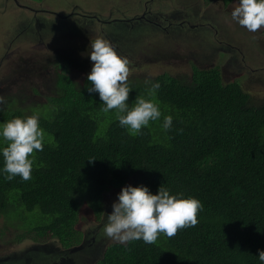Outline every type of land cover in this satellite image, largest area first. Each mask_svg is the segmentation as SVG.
I'll use <instances>...</instances> for the list:
<instances>
[{
    "label": "trees",
    "instance_id": "16d2710c",
    "mask_svg": "<svg viewBox=\"0 0 264 264\" xmlns=\"http://www.w3.org/2000/svg\"><path fill=\"white\" fill-rule=\"evenodd\" d=\"M207 2L228 6L239 0ZM260 31L264 35V26ZM51 66L57 67L50 97V80L46 75L41 79L47 106L28 113L18 105L20 94L6 95L11 102L0 111L2 123L38 113L46 131L31 180L0 176V216L12 221L18 214L24 225L19 226L35 233V241L56 237L63 247H71L81 237L76 224L83 207L99 219L105 193L145 185L155 194L163 185L172 194L203 203L199 223L173 237L161 234L154 244L142 239L114 243L99 264H260L264 101L255 104L238 82L225 84L219 65L194 67L185 78L165 73L150 78L161 85L154 99L162 116L133 136L120 127L115 110L102 111L99 94L87 91V76L74 82L65 62L54 59ZM20 81L14 83L17 89ZM128 82L133 88L130 106L138 95L148 98L145 81L132 77ZM28 93L38 89L31 84ZM169 114L173 128L165 132L161 125ZM3 162L0 155V167ZM26 240L34 239L22 235L19 243Z\"/></svg>",
    "mask_w": 264,
    "mask_h": 264
},
{
    "label": "rangeland",
    "instance_id": "374dc122",
    "mask_svg": "<svg viewBox=\"0 0 264 264\" xmlns=\"http://www.w3.org/2000/svg\"><path fill=\"white\" fill-rule=\"evenodd\" d=\"M201 2H204L203 8L200 6ZM28 4L35 6L31 1ZM37 4L38 8L45 6L52 11L66 7L70 12V8H76L83 12H89L87 13L89 18L97 14V17L103 20L112 19L113 26L120 23L119 20L122 18L130 20L140 15L145 6L149 5L150 11L154 13L168 14L176 28L172 29L174 32L170 30L169 34L165 36L163 31L167 30V27L160 33L155 22L148 21L139 25V19L126 21L129 30H134L133 35L136 36L134 40L120 45L128 48L126 54L132 61L129 78L133 77L139 82L165 73L172 76H184L185 78L192 76L194 67L208 69L211 65H219L223 69L225 83L232 80L233 77L237 78L235 81L244 86L247 93L253 97L255 104L264 101V35L261 34L260 29L256 32L248 31L233 19L231 13L239 6L238 2H234L228 7L224 6L223 3L205 2V0H42ZM72 20V18L68 19L70 21L68 22L69 26L63 35L56 39L55 35L49 37L37 34V27L31 17L25 18L22 22L30 24L31 31L18 37L14 47L13 63L1 75V77L12 76L15 80L20 79L21 81L18 89L11 84V81L0 82V90L7 96L20 94L23 100L18 105L28 113L40 110L47 106L45 103H48V100L46 101L48 91L45 89L44 93V84L40 80L41 78L35 77V73L41 71V66L48 68L45 70L47 74L45 80L50 81L47 82L46 87H52L48 97L52 95V80L56 76L53 69L57 67L51 66L53 59L50 57L49 50L53 44L63 42V57L58 58L69 59L66 62V67L69 72L68 75L73 78L74 82L82 83L83 74L88 75L91 72L93 62L88 57L83 56L86 39L90 33L87 26H83L85 24L80 22L82 18L73 22ZM44 22L53 27L59 20L56 16L47 15ZM142 25L147 31L142 35L139 42L138 30L141 31L139 28ZM0 31H2L1 23ZM64 38L66 40H58ZM4 43L5 36L1 32V46ZM118 45L115 42V46ZM159 54H168L171 58L153 59ZM48 59L49 62L45 65V61ZM26 61L30 72L23 75L24 70L21 68ZM244 64L246 67H243ZM30 84L37 87L38 93L26 94V89ZM0 123H2V114H0ZM121 190L116 189L106 195L105 207L100 220L86 207L80 211L79 226L83 228L95 226V230L89 233L86 232V229L78 230L81 237H76V244L82 243L83 240L88 241V243L92 242L95 252L78 257L77 253L72 251L75 245L63 247L59 239L52 237L38 242H50L54 253L59 254L56 260L46 264H84L85 262L87 264H99L101 260L98 254L105 247L118 242L106 237L102 229L107 222V214L113 211L112 205L118 200V193ZM17 216L18 214L12 215V221L0 216V256L11 255L12 251L20 248V246L23 248L29 246V242H31L29 240L19 243L22 235L23 239L28 237L29 239L33 238L32 241L36 240L34 238L35 233H28L19 226L24 225ZM83 233L87 234L82 235ZM66 250L69 251L64 253Z\"/></svg>",
    "mask_w": 264,
    "mask_h": 264
},
{
    "label": "clouds",
    "instance_id": "9594fccd",
    "mask_svg": "<svg viewBox=\"0 0 264 264\" xmlns=\"http://www.w3.org/2000/svg\"><path fill=\"white\" fill-rule=\"evenodd\" d=\"M41 10L45 13L49 11L45 6L41 7ZM231 15L240 26L250 32H256L264 26V0H239V6ZM65 30L66 28L60 34L51 31L49 37L55 35L56 39L62 36ZM9 38L11 37L5 38L3 46L0 44V54H6L0 77L14 60L16 42L12 44L7 41ZM90 45L92 50L88 55L93 65L88 75L83 74V78L87 76L91 82L87 91L90 94H99L103 112L115 110L120 127L126 129L130 135L141 134L142 129L149 127L151 121H157L162 116L161 109L154 99L161 87L160 83L151 79L145 80L148 98L138 95L130 106L128 101L133 88L128 82L129 58L121 56L113 44L102 36L91 39ZM243 67H246L245 64ZM235 80L237 78L233 77L227 83L237 82ZM242 87L244 88L243 85ZM6 103L5 97L0 95V111H4ZM173 119L171 114L164 117L161 127L165 132L173 128ZM179 131L183 132V129ZM45 138L46 131L40 125L38 113L0 123V155L4 161L0 167V176L8 181L17 176L23 181L31 180L36 151L44 150ZM106 194L103 196L104 207ZM112 207L113 211L107 214V222L102 229L106 237L122 244L141 239L146 244H154L161 234L173 237L180 229L196 226L199 223L198 213L203 210L204 205L196 197H184L183 193L172 194L171 190L163 185L155 194L145 185H127L118 193V200ZM76 229L83 230L79 222ZM81 244H75V247ZM112 244L107 246V249ZM258 259L260 264H264V249L260 250Z\"/></svg>",
    "mask_w": 264,
    "mask_h": 264
},
{
    "label": "flooded vegetation",
    "instance_id": "af4514ba",
    "mask_svg": "<svg viewBox=\"0 0 264 264\" xmlns=\"http://www.w3.org/2000/svg\"><path fill=\"white\" fill-rule=\"evenodd\" d=\"M31 1L35 4V6L28 4V2ZM42 0H0V23L2 25V32L5 36L7 37H19L26 35L29 31H31V26L30 24L27 23H22L23 20L27 17H31L33 23L37 27V34L40 36H49L51 34V31H55L57 34H60L63 29L67 28L68 25V19L72 18V22L75 21L78 18H82L80 22H82L83 26H87L88 32L90 33L89 37L86 39L87 40V47L83 49V56H86L90 59V54L91 52V39L94 40L98 36H102L105 39L109 40L117 52L121 56H126L129 58L130 63H132L130 57L126 54L128 48H124L120 45H124L125 42L134 40L136 36L133 35L134 30H129L128 25L126 21H131V20H137L139 19V25L142 23L146 22H155L160 30V33L163 31L164 35L167 36L169 34V31L172 29H175L176 27L170 20V17L166 13H154L150 11V6L147 5L144 8V11L142 13L130 20H124L123 18L120 19V23H117L115 26H113V20H103L100 17H97V14L93 15L92 17H88L87 13L89 12H82L77 10L76 8H70V12H68L67 8L64 7L62 9H58L55 11H52L49 9V14L43 12L41 8H38V4ZM143 1V0H142ZM207 2V0H205ZM143 3V2H142ZM141 3V4H142ZM220 3V2H218ZM224 5V4H223ZM231 5V4H230ZM200 6L203 8L204 7V2L200 3ZM226 6V5H224ZM229 6V5H228ZM227 6V7H228ZM58 11V12H57ZM57 12V13H56ZM154 14V15H152ZM47 15H53L56 16L59 20L56 25L53 27H50L46 24L45 17ZM96 19V21H95ZM167 20V22H165ZM79 22V23H80ZM87 23H89L87 25ZM19 26V29L17 30V27ZM75 27V26H74ZM195 27V26H192ZM99 29V30H96ZM138 30L139 31V42L141 41L142 35L147 31V29L144 28L142 25ZM174 32V30H172ZM115 42L119 44L118 46H115ZM118 49H117V48ZM134 47V46H133ZM132 47V48H133ZM136 47V46H135ZM124 49V50H123ZM50 57L51 59H54L66 63L69 59H59L58 57H63V42H59L56 44V46L51 47L49 50ZM123 53V54H122ZM171 58L169 57L168 54H163V55H158L155 56L153 59L159 60V59H164V58ZM49 62V59L45 61V65ZM52 62V63H53ZM51 63V64H52ZM44 66H41L40 70L35 73V77L37 78H43L46 74L45 70L48 69L47 67L43 68ZM130 67V65H129ZM43 68V69H42ZM25 71V74L30 72V69L28 68L27 61L25 65L21 68ZM67 69V67L65 68ZM40 79V80H41ZM14 77L12 76H7V77H0V82H6V81H11V84L14 85ZM31 85V84H30ZM29 85V86H30ZM34 85V84H32ZM15 86V85H14ZM35 86V85H34ZM16 87V86H15ZM36 87V86H35ZM37 88V87H36ZM17 89V88H16ZM45 93V90H43ZM0 95H3L6 100V95H4V92L0 90ZM11 102L10 100L7 101ZM89 245V247H86ZM24 250L17 253L13 254L12 256H0V264H46L49 261L56 260L59 256V254H55L54 250L52 247L43 249V248H32L31 246L27 248H23ZM107 247L104 248L99 254L98 257L100 260L104 258V255L106 253ZM78 257H82L84 255H87L91 252L94 251V246L91 244H86L84 245V248L81 250L75 251ZM8 259V260H6ZM84 264H87L85 262Z\"/></svg>",
    "mask_w": 264,
    "mask_h": 264
},
{
    "label": "water",
    "instance_id": "95a60500",
    "mask_svg": "<svg viewBox=\"0 0 264 264\" xmlns=\"http://www.w3.org/2000/svg\"><path fill=\"white\" fill-rule=\"evenodd\" d=\"M69 35H70V34H69ZM17 39H18V37H11V38L7 39V41H11L12 44H13V43H15V42L17 41ZM64 40H66V39L64 38ZM5 56H6V54H4V53L0 54V70L3 69V59H4ZM107 194H108V193H107ZM107 194H106V195H107ZM106 195H105V198H106ZM86 227H87V228H83V229H86V232H87V233H89V232L92 231V230H95V226H93V227H92V226H86ZM87 233H84V235H86ZM29 241H31V240H29ZM29 243H30L29 246H31L32 248H43V249H46V248L52 247L51 244H50V242L36 243V242L31 241V242H29ZM86 244H91V245H92V242L88 243V241L83 240L82 244L79 245V246H76L75 248H73L72 251L81 250V249L84 248V245H86ZM29 246H26L25 248H27V247H29ZM23 250H24L23 247L20 246V248L15 249L14 251H12V254H11V255H13V254H17V253H19V252H21V251H23ZM68 251H69V250H66L64 253H67ZM11 255H7V256H11ZM6 260H8V259H6ZM29 263L31 264L30 261H29ZM23 264H24V263H23Z\"/></svg>",
    "mask_w": 264,
    "mask_h": 264
},
{
    "label": "crops",
    "instance_id": "0c3cea01",
    "mask_svg": "<svg viewBox=\"0 0 264 264\" xmlns=\"http://www.w3.org/2000/svg\"><path fill=\"white\" fill-rule=\"evenodd\" d=\"M77 10H79V9H77ZM79 11H81V10H79ZM82 12H83V11H82ZM47 14H49V12H48Z\"/></svg>",
    "mask_w": 264,
    "mask_h": 264
}]
</instances>
